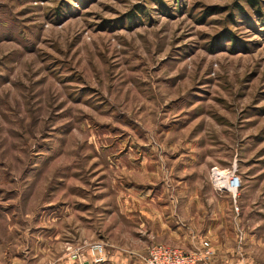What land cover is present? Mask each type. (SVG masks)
Returning <instances> with one entry per match:
<instances>
[{
    "label": "rangeland",
    "instance_id": "1",
    "mask_svg": "<svg viewBox=\"0 0 264 264\" xmlns=\"http://www.w3.org/2000/svg\"><path fill=\"white\" fill-rule=\"evenodd\" d=\"M252 2L0 0V264L138 247L141 221L163 212L193 241L154 246L264 264Z\"/></svg>",
    "mask_w": 264,
    "mask_h": 264
},
{
    "label": "crops",
    "instance_id": "2",
    "mask_svg": "<svg viewBox=\"0 0 264 264\" xmlns=\"http://www.w3.org/2000/svg\"><path fill=\"white\" fill-rule=\"evenodd\" d=\"M173 216V213L172 215H165L163 212L152 217L148 215L144 217V220L139 224L140 229L138 232H141V234H135L138 241L134 243L138 247L108 245L104 264H146L149 249L154 244L190 245L193 241L188 232L190 225L185 220L181 223L178 222ZM66 258L63 264H82L71 257ZM83 264H87V262Z\"/></svg>",
    "mask_w": 264,
    "mask_h": 264
},
{
    "label": "built area",
    "instance_id": "3",
    "mask_svg": "<svg viewBox=\"0 0 264 264\" xmlns=\"http://www.w3.org/2000/svg\"><path fill=\"white\" fill-rule=\"evenodd\" d=\"M229 182L233 188L237 190L240 186V179L236 175L231 176ZM208 247V244L205 243ZM210 254L209 251L206 252ZM80 255V254H79ZM75 255V257L79 256ZM105 261V246L100 243H92L88 249V257H84L81 263L87 264H104ZM199 259L191 252H185L181 249L170 248L167 246H152L149 250L147 264H197Z\"/></svg>",
    "mask_w": 264,
    "mask_h": 264
},
{
    "label": "trees",
    "instance_id": "4",
    "mask_svg": "<svg viewBox=\"0 0 264 264\" xmlns=\"http://www.w3.org/2000/svg\"><path fill=\"white\" fill-rule=\"evenodd\" d=\"M248 2H250L251 3V5H253L254 6V4H253V2H252V0H247Z\"/></svg>",
    "mask_w": 264,
    "mask_h": 264
}]
</instances>
